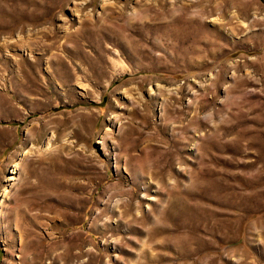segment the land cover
I'll return each mask as SVG.
<instances>
[{
    "label": "rangeland",
    "instance_id": "374dc122",
    "mask_svg": "<svg viewBox=\"0 0 264 264\" xmlns=\"http://www.w3.org/2000/svg\"><path fill=\"white\" fill-rule=\"evenodd\" d=\"M0 264H264V0H0Z\"/></svg>",
    "mask_w": 264,
    "mask_h": 264
}]
</instances>
